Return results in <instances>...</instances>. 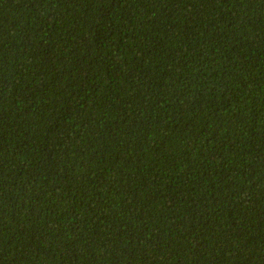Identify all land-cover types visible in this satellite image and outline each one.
Segmentation results:
<instances>
[{
    "label": "trees",
    "instance_id": "1",
    "mask_svg": "<svg viewBox=\"0 0 264 264\" xmlns=\"http://www.w3.org/2000/svg\"><path fill=\"white\" fill-rule=\"evenodd\" d=\"M0 264H264V0H0Z\"/></svg>",
    "mask_w": 264,
    "mask_h": 264
}]
</instances>
